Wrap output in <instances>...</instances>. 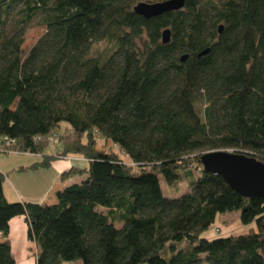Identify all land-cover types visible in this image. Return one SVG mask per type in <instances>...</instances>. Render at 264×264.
Wrapping results in <instances>:
<instances>
[{"label":"trees","instance_id":"trees-1","mask_svg":"<svg viewBox=\"0 0 264 264\" xmlns=\"http://www.w3.org/2000/svg\"><path fill=\"white\" fill-rule=\"evenodd\" d=\"M136 5L0 0V155L42 157L33 170L88 165L63 175L85 178L53 205L10 204L0 174V264H16L19 217L37 264H264V199L200 162L227 151L264 163V0H187L153 19ZM35 25L45 34L24 53ZM102 43L111 49L93 56ZM159 177L188 191L167 199ZM227 213L256 228L202 238Z\"/></svg>","mask_w":264,"mask_h":264},{"label":"crops","instance_id":"crops-1","mask_svg":"<svg viewBox=\"0 0 264 264\" xmlns=\"http://www.w3.org/2000/svg\"><path fill=\"white\" fill-rule=\"evenodd\" d=\"M29 157L27 162H24L17 167L16 171L19 169H26L20 173L23 174H32L33 177L30 179L31 181L19 185V190L13 183L11 186L13 188L6 185H3L4 194L6 199L9 201L7 197V190L14 196V201L18 202H26V203H34L41 205H53L56 204L57 198L56 194L59 191H62L68 186H71L75 183H79L85 177H74L70 180L63 179V175L70 172L73 169H87L88 165L86 161H83L81 158H67L64 161L59 160L53 163V165L49 169L43 170H33L29 169L31 166L40 163L42 157H37L34 155H22ZM61 164V168L58 170L56 166ZM14 170V169H12ZM62 170V171H61ZM0 171L3 170L0 168ZM61 171V172H60ZM2 174V173H0ZM10 180V179H9ZM23 186V187H21ZM10 196V195H9ZM28 230L29 225L24 217L15 218L11 222V231L9 236V241L11 243L12 252L15 257L16 264L19 263V258L17 254H22V264H35L33 260L30 259L29 255L26 256L25 249L31 243L28 240ZM17 244L20 246L19 249H16ZM35 247V255L37 256V248L34 243H31ZM23 248V252H21Z\"/></svg>","mask_w":264,"mask_h":264},{"label":"water","instance_id":"water-1","mask_svg":"<svg viewBox=\"0 0 264 264\" xmlns=\"http://www.w3.org/2000/svg\"><path fill=\"white\" fill-rule=\"evenodd\" d=\"M187 0H166L153 4L139 3L134 12L145 19L184 9ZM222 28H220V31ZM171 32L163 33V44L170 42ZM204 52L202 55L207 54ZM187 57L182 58L185 62ZM200 162L205 171L221 176L240 196L251 199H264V163L254 157L227 151H212L201 156Z\"/></svg>","mask_w":264,"mask_h":264},{"label":"rangeland","instance_id":"rangeland-1","mask_svg":"<svg viewBox=\"0 0 264 264\" xmlns=\"http://www.w3.org/2000/svg\"><path fill=\"white\" fill-rule=\"evenodd\" d=\"M139 2L153 4L155 2L157 3L158 1L157 0H143V1L137 0V4ZM45 31H46L45 28L39 27L36 25L28 29V31L26 32L25 38H24V45H23L24 53H27L36 44V42L45 34ZM110 49H111V46L108 43H102V44L95 45L93 48V56H99L102 53ZM109 147H110V144H107L106 148L108 149ZM60 150H61L60 146H56L54 148L50 147L45 152V155L52 156L55 153L59 152ZM28 160H29V157L22 156V155H0V168L3 170V172L0 171V173H2L5 176L4 185H6V187L8 186V189L9 187L12 188L11 183H13L19 190H21L18 187L19 185H23L31 181L30 179L33 177L32 174H29V173L23 174V173H20L18 170L16 171L17 167H19L18 165L24 162H27ZM56 167H58L57 169L59 170L61 168V164ZM159 178H160L161 190H162L163 196L167 199H178L182 197L188 191V184L186 182L180 183L175 188H170L164 183L161 177ZM12 191H13V188H12ZM7 197L9 199V201L8 200L7 201L10 204L18 202V201H14V198H13L14 196L9 192V190H7ZM118 226L120 227V225ZM215 228H216L215 230L213 229V231L210 230L209 232L205 233L202 236V238H205L208 240H215V239L225 238L230 235H235V236L246 235L250 232L251 229H255L256 227L254 224L253 225H243L240 222L238 213H227L223 216L218 217L217 222L215 224ZM19 248L20 246L17 244L16 249H19ZM21 252H23V248ZM25 252H26V256L29 255L30 259L33 260L35 264H37L34 245L29 243V246L26 247ZM17 257L19 258V263L22 264V254H20V252L19 254H17Z\"/></svg>","mask_w":264,"mask_h":264},{"label":"built area","instance_id":"built-area-1","mask_svg":"<svg viewBox=\"0 0 264 264\" xmlns=\"http://www.w3.org/2000/svg\"><path fill=\"white\" fill-rule=\"evenodd\" d=\"M1 142H2V140H0V143ZM13 144H14V142H10V141L6 140L7 147H11ZM15 154H17V153H15ZM0 237H1V234H0Z\"/></svg>","mask_w":264,"mask_h":264}]
</instances>
